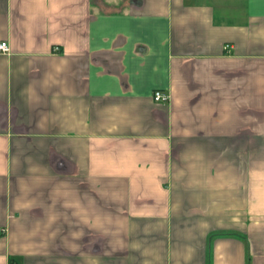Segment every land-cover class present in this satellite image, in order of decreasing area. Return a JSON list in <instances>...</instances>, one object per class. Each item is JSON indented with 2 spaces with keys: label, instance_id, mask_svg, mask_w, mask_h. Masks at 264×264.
Instances as JSON below:
<instances>
[{
  "label": "crops",
  "instance_id": "obj_1",
  "mask_svg": "<svg viewBox=\"0 0 264 264\" xmlns=\"http://www.w3.org/2000/svg\"><path fill=\"white\" fill-rule=\"evenodd\" d=\"M0 41V264H264V0H0Z\"/></svg>",
  "mask_w": 264,
  "mask_h": 264
},
{
  "label": "built area",
  "instance_id": "obj_2",
  "mask_svg": "<svg viewBox=\"0 0 264 264\" xmlns=\"http://www.w3.org/2000/svg\"><path fill=\"white\" fill-rule=\"evenodd\" d=\"M10 50L9 45L6 41H0V52H8ZM154 99L157 102H167L169 100V96L162 91H155Z\"/></svg>",
  "mask_w": 264,
  "mask_h": 264
}]
</instances>
